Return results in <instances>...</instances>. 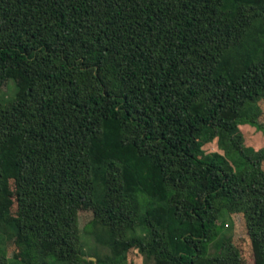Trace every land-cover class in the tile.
<instances>
[{
    "label": "trees",
    "instance_id": "trees-1",
    "mask_svg": "<svg viewBox=\"0 0 264 264\" xmlns=\"http://www.w3.org/2000/svg\"><path fill=\"white\" fill-rule=\"evenodd\" d=\"M261 100L264 0H0V264H264Z\"/></svg>",
    "mask_w": 264,
    "mask_h": 264
},
{
    "label": "rangeland",
    "instance_id": "rangeland-1",
    "mask_svg": "<svg viewBox=\"0 0 264 264\" xmlns=\"http://www.w3.org/2000/svg\"><path fill=\"white\" fill-rule=\"evenodd\" d=\"M6 92V97H9L13 93H15L17 84L15 81L11 80L3 87ZM262 114L260 115L259 121L264 123V100L259 102ZM239 131L244 138V145L247 151L249 152H264V127H260L251 122H241L239 124ZM209 139V140H208ZM204 144V149L208 153H217L226 157V163L230 166L236 167L237 157L231 156L228 152H225L224 144L218 141V136L208 138ZM264 164V162H263ZM8 206L14 215L17 210V204L14 198L3 197L0 199V210L4 208V206ZM2 212H0V228H2ZM79 222H80V231L83 236L84 241V251L87 254L94 255L96 251H100L103 253L106 246L102 244L100 240H102L104 236L100 233L97 236L98 232H96V227L94 224V213L90 208L82 207L79 210ZM221 227V234L224 235H233L238 246L242 250V256L245 260L244 264H254V256L252 251V246L249 238L245 233V227L243 222V216L239 213L228 214L224 211L221 221L219 223ZM96 233V234H95ZM214 248L211 246L210 252H213ZM16 252V248L13 244L9 246V253L14 255ZM129 264H149L148 260H146L142 255L137 253L135 250L130 251L129 255Z\"/></svg>",
    "mask_w": 264,
    "mask_h": 264
},
{
    "label": "water",
    "instance_id": "water-1",
    "mask_svg": "<svg viewBox=\"0 0 264 264\" xmlns=\"http://www.w3.org/2000/svg\"><path fill=\"white\" fill-rule=\"evenodd\" d=\"M93 259H95L94 257H92Z\"/></svg>",
    "mask_w": 264,
    "mask_h": 264
}]
</instances>
